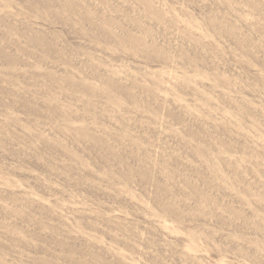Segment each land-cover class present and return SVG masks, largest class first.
I'll use <instances>...</instances> for the list:
<instances>
[{"label":"rangeland","instance_id":"374dc122","mask_svg":"<svg viewBox=\"0 0 264 264\" xmlns=\"http://www.w3.org/2000/svg\"><path fill=\"white\" fill-rule=\"evenodd\" d=\"M0 264H264V0H0Z\"/></svg>","mask_w":264,"mask_h":264},{"label":"bare ground","instance_id":"6f19581e","mask_svg":"<svg viewBox=\"0 0 264 264\" xmlns=\"http://www.w3.org/2000/svg\"><path fill=\"white\" fill-rule=\"evenodd\" d=\"M7 60H8V62L10 61H12V58L11 57H7ZM9 62V63H10ZM67 67V66H66ZM74 70V69H73ZM59 72V71H58ZM62 73V72H61ZM45 74H46V72H45ZM47 75V74H46ZM48 76H50V75H48ZM59 76V75H58ZM51 77V76H50ZM53 77V76H52ZM55 78V77H54ZM67 78V77H66ZM49 80V79H48ZM54 80H60V79H58V78H55ZM59 82V81H58ZM57 83V82H56ZM88 89L90 88V85H88L87 84V86H86ZM11 91V90H10ZM96 93H98V91H96ZM96 95V94H95ZM103 153V152H102ZM14 228V227H13ZM12 232V231H11ZM65 247V246H64Z\"/></svg>","mask_w":264,"mask_h":264}]
</instances>
